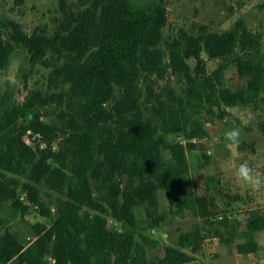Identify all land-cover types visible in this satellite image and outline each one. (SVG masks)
I'll use <instances>...</instances> for the list:
<instances>
[{
	"label": "trees",
	"instance_id": "trees-1",
	"mask_svg": "<svg viewBox=\"0 0 264 264\" xmlns=\"http://www.w3.org/2000/svg\"><path fill=\"white\" fill-rule=\"evenodd\" d=\"M79 2L74 9L61 0L52 33L29 34L11 19L4 24L0 68L21 49L30 66L49 72L45 86L30 88L23 102L9 90L0 99V207L10 202L25 215L35 206L53 223L36 226L28 245L2 228L0 264H185L209 238L244 256L257 252L264 213L251 215L242 228L229 210L241 196L227 194L221 208L216 195L200 194L189 177L188 151L210 137L207 124L223 117L216 109L264 111L262 34L242 20L224 32L201 25L196 34L181 31L165 49L164 0ZM237 50L240 84L230 88L223 85L225 66L208 73L204 56ZM168 71L184 86L164 97L150 81ZM20 79L28 89V76ZM177 134L185 143L172 140ZM35 139L41 143L33 145ZM163 197L168 210L161 209ZM140 206L146 228L136 215ZM187 211L199 221L179 230L163 256L150 258L154 240L145 231Z\"/></svg>",
	"mask_w": 264,
	"mask_h": 264
},
{
	"label": "rangeland",
	"instance_id": "rangeland-1",
	"mask_svg": "<svg viewBox=\"0 0 264 264\" xmlns=\"http://www.w3.org/2000/svg\"><path fill=\"white\" fill-rule=\"evenodd\" d=\"M71 7L77 9L79 0H65ZM136 5L152 3L156 0H131ZM61 0H0V40L7 37L8 31L4 24L8 19L15 20L22 25L25 32L31 34L34 30L48 29L52 33L57 25V20L62 17ZM168 10V23L164 28V44L178 38L181 31L196 34L201 25H207L211 31L224 32L231 29L238 20L244 21L248 27L263 36L264 45V0H164ZM241 51L237 50L222 58L210 59L204 56L206 71L211 73L215 69L225 66L223 85L235 88L240 84L237 76L235 57ZM189 63L195 67L196 62ZM49 69L43 65L35 67L27 63L26 54L19 49L13 56L8 68H0V99L6 91H15L14 99L23 102L30 88H41L46 84ZM28 76V89L20 76ZM151 86L157 94L164 97L168 91L180 92L184 86V79L166 72L164 77H153ZM145 92V86L143 87ZM223 117H215V121L208 123L210 137L201 142L197 149L188 151L190 164V180L200 194H214L217 196L221 208H225L228 199L226 195H239L240 200H231L229 207L233 211V218L241 221L245 228L251 207L264 204V191L254 192L235 176L237 166L247 161L259 172L264 173V111L251 107H223L216 109ZM237 128L241 132L239 145H230L224 139V132ZM172 140L185 143L182 135L171 136ZM41 143L35 139L33 145ZM43 144V143H42ZM44 145V144H43ZM205 156L210 159L206 160ZM206 183H210L211 188ZM161 209L168 210V202L165 197L161 200ZM136 215L141 227L147 226V214L145 206L136 209ZM0 232L8 227L16 231L23 239L25 245L30 244L35 238L36 226L45 224L51 226L52 215H43L40 208L32 206L27 214L18 212L10 202L0 207ZM199 219L190 211L185 217H171L169 221L159 229L146 230L145 233L152 237L154 244L149 247L150 258L163 256L164 247L175 244L179 230H190ZM109 226L114 228L116 223L109 217ZM30 237V239H28ZM264 243V236H260ZM229 256L238 255L234 247H225ZM241 255V254H240ZM205 258L204 254H200ZM244 256V255H243ZM198 264H220L209 259L202 260Z\"/></svg>",
	"mask_w": 264,
	"mask_h": 264
},
{
	"label": "crops",
	"instance_id": "crops-1",
	"mask_svg": "<svg viewBox=\"0 0 264 264\" xmlns=\"http://www.w3.org/2000/svg\"><path fill=\"white\" fill-rule=\"evenodd\" d=\"M254 207H251L248 212L249 216L254 215L255 213L263 212L264 213V204L258 202ZM264 236V231L257 233V240L259 243V250L255 253H251L247 256L243 255H233L229 256L226 254L225 245L217 238H209L205 241L204 246L201 251L196 253L195 259L189 263L185 264H198L202 260L209 259L212 261L219 262L220 264H264V243L260 241V236ZM200 254H204L205 258H201Z\"/></svg>",
	"mask_w": 264,
	"mask_h": 264
},
{
	"label": "clouds",
	"instance_id": "clouds-1",
	"mask_svg": "<svg viewBox=\"0 0 264 264\" xmlns=\"http://www.w3.org/2000/svg\"><path fill=\"white\" fill-rule=\"evenodd\" d=\"M224 139L230 145H239L241 142V132L237 128L229 129L224 132ZM235 176L238 181L247 184L252 191H264V173L259 172L247 161L240 163L235 169Z\"/></svg>",
	"mask_w": 264,
	"mask_h": 264
},
{
	"label": "built area",
	"instance_id": "built-area-1",
	"mask_svg": "<svg viewBox=\"0 0 264 264\" xmlns=\"http://www.w3.org/2000/svg\"><path fill=\"white\" fill-rule=\"evenodd\" d=\"M28 239H30V237Z\"/></svg>",
	"mask_w": 264,
	"mask_h": 264
}]
</instances>
